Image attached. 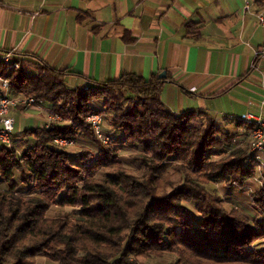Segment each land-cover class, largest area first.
<instances>
[{
  "label": "trees",
  "instance_id": "trees-1",
  "mask_svg": "<svg viewBox=\"0 0 264 264\" xmlns=\"http://www.w3.org/2000/svg\"><path fill=\"white\" fill-rule=\"evenodd\" d=\"M124 41L133 42L129 31ZM19 65L0 63L12 94L50 104L62 121L14 135L12 148L0 144V181L8 186L0 190V264H36L38 257L54 264H137L166 255L176 264H264V250L253 248L264 239V223L227 210L208 189L214 182L244 188L256 175L246 141L219 133L206 112L174 114L162 99L168 78L160 75L127 74L81 89L68 86L69 71L44 65L28 75ZM92 114L103 117L107 144L88 124ZM201 120L206 124L199 126ZM236 121L248 135L253 130ZM106 122L108 132L125 137L142 176L125 168ZM57 138L82 143L78 162ZM222 148L227 157L212 161ZM104 171L109 174L100 177ZM17 172L29 196L18 191ZM252 200L264 218V187ZM55 205L80 215L51 218ZM186 205L199 214L198 227Z\"/></svg>",
  "mask_w": 264,
  "mask_h": 264
},
{
  "label": "crops",
  "instance_id": "crops-1",
  "mask_svg": "<svg viewBox=\"0 0 264 264\" xmlns=\"http://www.w3.org/2000/svg\"><path fill=\"white\" fill-rule=\"evenodd\" d=\"M261 12L264 0H0V52L23 61L28 75L44 65L69 71L71 88L165 72L162 99L174 114L206 112L219 133L246 141L248 132L232 117L258 113L264 100ZM125 31L133 42L124 41ZM35 121L47 124L46 118ZM261 187L257 180L244 188L214 182L208 189L227 210L264 223L252 200ZM40 259L54 264L45 257L36 264Z\"/></svg>",
  "mask_w": 264,
  "mask_h": 264
},
{
  "label": "built area",
  "instance_id": "built-area-1",
  "mask_svg": "<svg viewBox=\"0 0 264 264\" xmlns=\"http://www.w3.org/2000/svg\"><path fill=\"white\" fill-rule=\"evenodd\" d=\"M252 11L251 3L247 2L245 6V12L249 13ZM260 25L264 28V12L257 14ZM264 55V46L257 51V56ZM0 63L10 65L12 69L19 68L16 61L13 60L12 53L0 52ZM44 102L36 100L33 97L26 95H13L11 84L9 79H6L0 75V144L12 148L13 137L15 132L16 121L12 114L17 110H26L32 108L41 109ZM51 122H60L62 119L59 116L51 115L49 117ZM239 120L244 122L246 125L253 127V130L249 133L246 139V143L250 145V158L247 164L250 167H254L260 171H264V100L260 105L259 112L256 114L250 113L244 115ZM88 124L94 130L95 135L100 141L107 144L110 139L103 131V117L99 114H92L88 118ZM48 127V125H47ZM55 142L62 147H69L73 145L68 139L57 138Z\"/></svg>",
  "mask_w": 264,
  "mask_h": 264
},
{
  "label": "rangeland",
  "instance_id": "rangeland-1",
  "mask_svg": "<svg viewBox=\"0 0 264 264\" xmlns=\"http://www.w3.org/2000/svg\"><path fill=\"white\" fill-rule=\"evenodd\" d=\"M13 60L16 61L18 63V65H19V61H21V60H17L15 57H13ZM19 67H20V65H19ZM42 107L50 109L51 105L48 103H44ZM36 109L38 112L36 111L35 112L36 114L33 115V113L30 111H34ZM18 111H20V112H18ZM13 113L14 114L12 116L16 121L14 134H15L17 139H21L22 134L25 131L33 130V129L37 128L38 125H37V122L35 121V118H37V117L40 119L46 118V121L48 123L50 121L49 117L51 115H53L50 113L47 114L44 111V109L39 110L38 108H32V109H26V110H17V111H14ZM39 113H41V114H39ZM105 115H106L105 117L107 118L108 113H106ZM205 122H206L205 120H201L198 125L203 126L206 124ZM43 126H45V125H43ZM105 128H106V131L108 133V131H110L109 130L110 128H109V124L107 122L105 123ZM107 135H109V134H107ZM114 140L116 141V143H115L116 148L119 149V151H120V160L123 162L125 168L129 171V173H131L134 176H138V177L142 176L143 168L140 165V163L135 161L134 158L132 157V155L134 154L133 150H131L128 147V145L126 144V142L122 141V139H116L115 138ZM15 145H16V149L18 151H20V152L24 151L25 145L22 142H19L18 145L15 143ZM73 145H74V143H73ZM73 145L66 147V150L71 153L72 160L74 161L73 163H75L80 157V151L79 150L82 147V143L77 142V143H75L74 146ZM225 151H227L225 148L215 149L213 151V156L211 157V160L212 161H220L221 159H224L225 157H227V155H225V153H226ZM214 155H216V156H214ZM255 170H256V175L252 179H250L246 183V185H248L251 181L256 182L258 180V182H260V184L262 186L261 187V189H262L264 187V171L262 172L258 169H255ZM108 174H109L108 171H104L100 174V177H105ZM16 178L18 179V182H19V188H18L19 190L18 191L20 192V194L23 196H29L30 187L28 185H26L25 182H23V180L20 176V173H18V172L16 173ZM179 179H180L179 176L175 177L176 181H178ZM0 190H8V186L2 181H0ZM186 207L192 213V216L194 217L193 219H194L195 226L198 227L199 219H198V213H197L196 209L194 208L193 205H188V206L186 205ZM66 215H70L73 220H76L80 215V209L60 208L59 206L55 205L52 207V209L49 212V216L51 218H60V217H65ZM253 248L259 249V250H264V239L257 242L253 246ZM174 258H175L174 256L166 255L163 258L141 259L139 262H137V264H173ZM47 261H49V260L47 259ZM38 263L39 264H48V262H46L45 259H40ZM49 263H51V262L49 261Z\"/></svg>",
  "mask_w": 264,
  "mask_h": 264
},
{
  "label": "water",
  "instance_id": "water-1",
  "mask_svg": "<svg viewBox=\"0 0 264 264\" xmlns=\"http://www.w3.org/2000/svg\"><path fill=\"white\" fill-rule=\"evenodd\" d=\"M166 77H167V74H166L165 72H163V73L160 75V78H162V79H166Z\"/></svg>",
  "mask_w": 264,
  "mask_h": 264
}]
</instances>
